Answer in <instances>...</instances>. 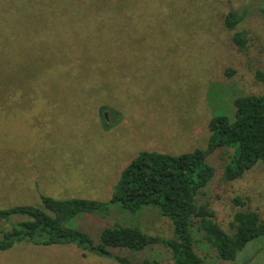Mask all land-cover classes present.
I'll return each instance as SVG.
<instances>
[{
	"label": "rangeland",
	"instance_id": "rangeland-1",
	"mask_svg": "<svg viewBox=\"0 0 264 264\" xmlns=\"http://www.w3.org/2000/svg\"><path fill=\"white\" fill-rule=\"evenodd\" d=\"M242 8L248 15L237 30L248 41L239 50L223 19ZM257 71L264 74V0H0V208L37 204L40 195L109 200L140 152L204 148L214 114L232 115L240 94L264 93ZM231 156L227 147L207 157L215 174L198 196L228 232L237 210L264 218V165L225 181ZM109 211L86 215L80 227L94 242L117 223L173 237L154 206ZM255 244L264 237L237 259ZM159 248L114 253L137 264ZM196 249L207 264H234L207 244ZM83 253L74 244L18 242L0 252V264H119ZM157 260L167 264L170 253Z\"/></svg>",
	"mask_w": 264,
	"mask_h": 264
},
{
	"label": "trees",
	"instance_id": "trees-1",
	"mask_svg": "<svg viewBox=\"0 0 264 264\" xmlns=\"http://www.w3.org/2000/svg\"><path fill=\"white\" fill-rule=\"evenodd\" d=\"M247 15L246 8L229 10L223 19L239 50L247 46L248 39L237 26ZM232 72L228 70V74ZM256 77L264 80L261 71H257ZM232 104V115L220 112L210 118V134L204 148L179 155L140 152L120 172L107 201L40 195L37 204L0 208V252L18 242L42 246L74 244L83 254L90 252L119 264H135L126 253L114 251L136 253L159 246L152 253L154 257L137 264H159L157 259L166 250L170 253L167 264H207L196 249L201 243L211 247L217 259L238 264L241 260L237 255L246 244L264 237V218L256 210H237L230 223L232 230L228 232L214 220L208 203H198V196L215 174L214 166L207 162L209 155L231 147L232 156L222 170L225 181L237 180L256 165H264V93L240 94L233 98ZM233 201L239 206L244 204L238 197ZM111 204H118L131 214L144 206L156 207L160 215L171 221L173 237L152 235L138 225L117 223L102 229L103 225H97L95 231L101 230L98 241L94 242L80 227H84L86 215L109 214Z\"/></svg>",
	"mask_w": 264,
	"mask_h": 264
},
{
	"label": "flooded vegetation",
	"instance_id": "flooded-vegetation-1",
	"mask_svg": "<svg viewBox=\"0 0 264 264\" xmlns=\"http://www.w3.org/2000/svg\"><path fill=\"white\" fill-rule=\"evenodd\" d=\"M253 255L254 258L248 264H252L256 261L258 262V264H264V245L255 244L252 253L238 264H241Z\"/></svg>",
	"mask_w": 264,
	"mask_h": 264
},
{
	"label": "water",
	"instance_id": "water-1",
	"mask_svg": "<svg viewBox=\"0 0 264 264\" xmlns=\"http://www.w3.org/2000/svg\"><path fill=\"white\" fill-rule=\"evenodd\" d=\"M253 258H254V255L248 258L246 261L242 262L241 264H248Z\"/></svg>",
	"mask_w": 264,
	"mask_h": 264
}]
</instances>
